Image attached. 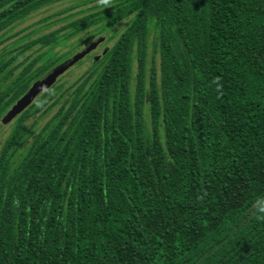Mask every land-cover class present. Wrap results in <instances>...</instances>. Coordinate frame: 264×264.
Returning <instances> with one entry per match:
<instances>
[{"label": "trees", "instance_id": "obj_1", "mask_svg": "<svg viewBox=\"0 0 264 264\" xmlns=\"http://www.w3.org/2000/svg\"><path fill=\"white\" fill-rule=\"evenodd\" d=\"M59 1L0 0V38ZM107 11L0 59L1 121L69 58L20 55L65 30L68 41L128 21L82 75L13 119L0 148V264H264V0Z\"/></svg>", "mask_w": 264, "mask_h": 264}, {"label": "rangeland", "instance_id": "obj_2", "mask_svg": "<svg viewBox=\"0 0 264 264\" xmlns=\"http://www.w3.org/2000/svg\"><path fill=\"white\" fill-rule=\"evenodd\" d=\"M117 1L118 0H60L53 5L44 7L29 16L27 19L14 24L0 38V59H3L4 61L8 60L11 55H13L14 50L19 52L18 49L22 45L27 44L34 38L64 27L68 22H70V20L76 19L88 13H100V15L106 16L108 15L107 10L110 9V7ZM127 22V20H123L117 23H110L109 26L104 20L102 24L100 23L94 28H90L84 33L77 35L68 41L65 40V35H67L68 32L66 30L62 31L59 34L60 40H63L61 44L47 48L33 47L24 54L20 55L17 64L24 60L30 61L37 55H41L50 49H53V52L57 55L70 57L80 51L90 41L98 38L96 37L88 41L92 35H96L100 30L105 29L104 31L108 33L107 38L101 42L94 51L82 59L79 64H75L58 78V85L68 86L77 77L85 72L87 67L95 58L100 56L104 50L112 46L115 38L123 31ZM100 37H102V35H100ZM151 50L152 48H149V52H151ZM156 60H158L157 55ZM55 109L56 107L47 112L41 118H39V114H37V126L41 127L45 124V122L50 119ZM13 122V119L6 123H2L0 121V148L3 141L10 133Z\"/></svg>", "mask_w": 264, "mask_h": 264}, {"label": "water", "instance_id": "obj_3", "mask_svg": "<svg viewBox=\"0 0 264 264\" xmlns=\"http://www.w3.org/2000/svg\"><path fill=\"white\" fill-rule=\"evenodd\" d=\"M107 36L98 37L90 41L76 54L70 56L63 62L57 64L39 79H37L29 88V90L7 111L4 117L1 119L2 123H6L14 119L18 114L25 110L35 98L43 91L49 89L60 76H62L72 66L84 59L88 54L96 49V47L103 42ZM95 60V59H94Z\"/></svg>", "mask_w": 264, "mask_h": 264}, {"label": "clouds", "instance_id": "obj_4", "mask_svg": "<svg viewBox=\"0 0 264 264\" xmlns=\"http://www.w3.org/2000/svg\"><path fill=\"white\" fill-rule=\"evenodd\" d=\"M261 211H264V209H262Z\"/></svg>", "mask_w": 264, "mask_h": 264}, {"label": "flooded vegetation", "instance_id": "obj_5", "mask_svg": "<svg viewBox=\"0 0 264 264\" xmlns=\"http://www.w3.org/2000/svg\"><path fill=\"white\" fill-rule=\"evenodd\" d=\"M88 55H89V54H88ZM88 55H87V56H88ZM72 67H73V66H72Z\"/></svg>", "mask_w": 264, "mask_h": 264}]
</instances>
